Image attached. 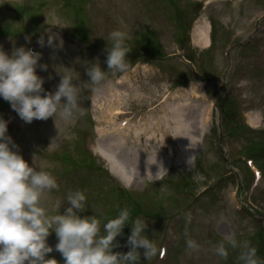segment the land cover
I'll use <instances>...</instances> for the list:
<instances>
[{"label":"rangeland","instance_id":"obj_1","mask_svg":"<svg viewBox=\"0 0 264 264\" xmlns=\"http://www.w3.org/2000/svg\"><path fill=\"white\" fill-rule=\"evenodd\" d=\"M20 1L8 0V3L18 4ZM30 2L32 6L39 2L43 3L39 11V19L43 23L53 24V19L56 18L57 21H64L69 28V25L73 26L78 22L73 16L79 14L87 28L85 35L88 37L86 40L89 46L85 44L69 46L67 40L58 37L54 40V45H59V41L62 40V46H48L41 51V60L38 62L36 72L44 78L43 88L46 92H55L61 78L57 69L61 66L73 69L78 74V79L73 80L72 83L81 87L89 79L85 73L88 65L98 61L103 70L105 63L102 54L99 55L98 52L101 45L108 48L111 43L108 39L109 33L116 29L127 31L128 42L139 38L145 49L161 52V55L170 56L178 48L177 45L185 46L186 54H194L196 69L201 73L198 78L207 79L208 73H214L216 77L214 80H205L204 84L201 80L186 82L189 80V74L182 70L178 61L151 62L148 59L128 58L130 60L127 61L126 70L109 72L107 83L98 90L82 89L78 102L84 108V115H77L71 124H66L58 117L56 122L53 117H49L46 120L34 119L31 123H26L10 104L4 108L3 104L7 101L0 98V116L10 122L6 135L10 136L18 146L14 150L23 156L29 166H33V157L36 156L37 163H43L45 170L54 177H68L70 172L69 181L59 182V188L47 194L42 200L46 213L63 214L70 206L66 201L67 194L77 189L84 191L86 197L88 196L86 198L88 205L84 210L87 214H92L91 210H95L94 206H101L99 199L95 200L97 197L95 192L102 191L106 194L107 189L101 188L103 181L100 177L73 166L66 168L60 160L62 153H66L80 164L78 148L79 142L83 139V132L86 135L94 134L95 141H100L101 148L114 152L112 156L118 163L121 178L132 184L123 185L119 181L123 190L140 191L153 184V187L147 189L148 197L152 201L147 203L148 207H157L159 212L164 209L162 215L173 214L183 208L181 186L193 180V188L198 187L196 189L198 191L206 177L218 174L212 170L215 159L211 158L210 154L206 156L209 170L203 175L195 171L194 160L207 149L204 140L208 136L206 135L201 146L200 135L205 127L209 129L215 123V112L211 102L214 101L217 87L221 85V80L228 70L227 62L222 56V45L228 43L229 39L231 41L229 45L242 44L249 40L256 27L264 24V0H78L69 4H65L67 0H30ZM11 18L12 13L0 10V21L8 23ZM191 20H196L192 27L199 24L200 27L196 29H200L208 38L206 44L202 45L201 53H198V49L191 50L184 40L181 41L183 33L185 34V25L187 26ZM208 23L215 27L216 41L209 50H204V47L210 45ZM14 27H17L22 34L0 41V47L8 55L12 54L14 48L31 41L37 43L38 39L36 31L30 30L29 22H15ZM148 31L152 33H147ZM232 37L235 39L234 42ZM152 41L158 45L157 50L153 48ZM236 53L238 61L234 63L232 61V64L238 68L235 73L231 71L228 75L234 76L229 97L231 100L235 99L237 103L234 106L237 115L240 112V116H250L252 124L248 128L252 131L240 130L233 133L238 140L233 135H229L221 137V141L224 139L225 143L232 145L231 150L235 157L240 156V148L252 144V152L256 156L260 153V159L257 157L259 159V162L256 161L257 165L260 163L263 165L264 33L257 36L248 49H238ZM40 64H46L47 70H41ZM234 69L235 67L231 66V70ZM177 84L178 88H173ZM88 87L92 86L88 85ZM184 107L196 109L191 129L194 132V140L191 144L181 136L180 128L186 124V121L182 124L181 120L174 118L175 110ZM119 108L124 109L133 120L142 117V125L132 123L126 132L118 133L111 113ZM230 114L232 126H236L239 118L237 120L233 111ZM88 115L93 122L88 120ZM187 126L189 127V123ZM212 135L214 136V131ZM108 138L121 143L122 150L117 153L106 141L104 142ZM54 139L57 141L51 145ZM185 153H187L186 158ZM190 156L195 159L190 160ZM132 160L146 164L147 168L155 165L157 169L154 172L153 170L148 172V169L136 170L132 163H129ZM96 164L104 170L107 169L102 164V166L97 162ZM109 171L108 173L112 175ZM240 172V168L234 169L239 184H236L234 179H228L220 184L218 190L212 191L209 196L211 200L206 201L208 197L196 203L191 201L193 207L190 212L192 216L190 224H186L185 219L180 221L179 216L174 217L180 245L177 248L176 245L169 248L171 257L167 264H239L237 257L240 249H232L226 245L227 259H221L212 251L213 247L228 235H234L238 241H248L250 246L257 249V257L264 261V222L260 226L253 223L255 217L246 215L243 206V202L247 203L250 199L257 212L264 210V181L250 198L249 195H245L249 181L245 178L241 181L243 177L240 178ZM180 173H184L187 177L179 176ZM92 191L93 193L90 194ZM125 206L130 212L133 210L130 205ZM236 207L243 210L238 213ZM119 210L120 208L108 217L117 215ZM168 221L162 218L152 222L146 220L148 226L144 234L152 239L156 246L162 227ZM103 224H101V234H103ZM181 224L183 232H181ZM185 231L190 238L200 244L199 251L193 252L186 248ZM130 233L129 223L114 241V243L118 241L120 245L113 249L114 252L126 253L130 250V247L126 246ZM47 243L53 247V251L48 253L46 258H55L58 264H64L61 253L55 250L57 238L54 231L47 238ZM138 251L140 264L153 263L155 256L146 260L143 255L144 249L140 248Z\"/></svg>","mask_w":264,"mask_h":264},{"label":"clouds","instance_id":"obj_2","mask_svg":"<svg viewBox=\"0 0 264 264\" xmlns=\"http://www.w3.org/2000/svg\"><path fill=\"white\" fill-rule=\"evenodd\" d=\"M52 25L60 24L54 18ZM55 39L58 37L49 35L47 45L62 46V40L59 45H54ZM108 39L111 41L106 49L108 71L102 70L98 61L91 63L85 68L89 79L81 87L72 83L78 79V74L61 66L57 69L61 78L55 92L45 91L44 78L36 72L41 53L21 46L8 55L0 47V98L9 102L26 123L49 117L56 122L58 117L71 124L77 115H84V108L78 102L82 89L98 90L107 83L109 72H123L127 68L126 58L131 51L126 43L127 31L113 30ZM37 43L44 47V37L41 36ZM39 67L46 71L48 66L40 64ZM7 125L8 121L0 116V264H58L55 258H46L53 251L47 243L53 231L57 238L55 250L61 253L64 264H140L138 249H144L146 260L158 254L155 242L144 234L148 226L145 218H131L128 208L120 209L114 218L103 224V234L97 215H78L86 208V195L82 190L67 194L66 201L70 206L63 214L48 215L42 200L59 188L57 180L45 170L43 163H37L36 156L33 157V166H29L23 156L14 150L18 146L6 135ZM56 141L54 139L51 145ZM191 221V214L186 213L185 223L190 224ZM129 223L131 233L126 246L130 250L126 253L114 252L113 249L120 246L118 241H114ZM184 235L186 248L199 251L200 244L190 238L187 231ZM226 245L240 249L237 257L239 264H264L257 257L255 247L250 246L248 241H238L234 235L226 236L212 251L221 259H227Z\"/></svg>","mask_w":264,"mask_h":264},{"label":"bare ground","instance_id":"obj_3","mask_svg":"<svg viewBox=\"0 0 264 264\" xmlns=\"http://www.w3.org/2000/svg\"><path fill=\"white\" fill-rule=\"evenodd\" d=\"M206 41V39H205ZM195 108H187L184 107L183 109H177L175 110V116L174 118L176 120H181V123L183 124L184 121H186L185 125H182V127L180 128L181 130V136L182 138H184L186 141H188V143H192L194 138H193V134L194 132L191 131L192 129V122H193V118H194V112H195ZM189 123V127L187 126V124ZM189 130V131H188ZM107 142L108 145H110L114 150L118 152H120L122 150V145L121 143H119L118 141H115L114 139H105L104 142ZM193 147V144H192ZM114 153V152H113ZM184 157H187V153H185ZM191 158H193V156H190L189 159L191 160ZM130 164L132 163V166H134V168H136V170L141 169L142 171H147L150 172L151 170H153V172L157 169V166L153 165L149 168H147L146 164H142V163H138V161H134L132 160V162H129ZM117 175L119 176V174L117 173Z\"/></svg>","mask_w":264,"mask_h":264}]
</instances>
